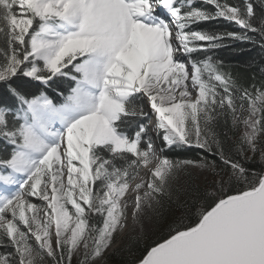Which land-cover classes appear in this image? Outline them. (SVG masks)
<instances>
[{
    "label": "snow or ice",
    "instance_id": "snow-or-ice-1",
    "mask_svg": "<svg viewBox=\"0 0 264 264\" xmlns=\"http://www.w3.org/2000/svg\"><path fill=\"white\" fill-rule=\"evenodd\" d=\"M234 42L264 53V0H0V264H97L130 205L137 264H264V63Z\"/></svg>",
    "mask_w": 264,
    "mask_h": 264
},
{
    "label": "trees",
    "instance_id": "trees-1",
    "mask_svg": "<svg viewBox=\"0 0 264 264\" xmlns=\"http://www.w3.org/2000/svg\"><path fill=\"white\" fill-rule=\"evenodd\" d=\"M257 4V8L259 10V0H255ZM202 27H212L211 25H202ZM218 30L227 29L229 31H238L239 29L231 24L221 22L219 25L216 26ZM234 49L239 50L243 49V51H234ZM250 49V50H249ZM216 55L222 59L227 66H229L233 72L241 73L242 76L245 78L246 83H250L251 73L253 71H257L255 67L252 69H248L245 66L249 63H255L256 65L264 63V53L260 51L258 47H254L252 45L240 42H234L228 48L219 49L216 52ZM73 86L70 81H67L63 78L57 79L54 78L51 87H44L40 85L38 82L35 84V87L31 89L33 94H39L40 91H44L48 93L51 98L56 102H62V97L59 93H67L70 90V87ZM0 103H5L8 106H14V98L10 97L9 94L6 93V88L4 85L0 84ZM146 107V105H145ZM11 152V146H7V151L4 150V142L0 141V157H5L9 155ZM168 155L170 156H180V157H188L192 156V152H169ZM258 157L254 158V162L249 164L248 167L256 169L257 171L260 170V165L255 162ZM160 234L158 235L157 239H159ZM155 239L153 242H155ZM153 242L149 243L152 244ZM144 246L142 245V241L139 243H135L131 240L128 246L123 250L124 253L118 257V261L120 264H132L134 263L137 256L145 254Z\"/></svg>",
    "mask_w": 264,
    "mask_h": 264
},
{
    "label": "rangeland",
    "instance_id": "rangeland-1",
    "mask_svg": "<svg viewBox=\"0 0 264 264\" xmlns=\"http://www.w3.org/2000/svg\"><path fill=\"white\" fill-rule=\"evenodd\" d=\"M145 105L147 108V101H145ZM153 119H155V116H152L151 123L149 124L150 129H154ZM153 131H150V135L154 139ZM134 196V195H133ZM33 202L35 203H42L41 201L37 200L36 198H32ZM131 208L129 209V227H126L123 231L117 233L115 235L114 242L111 244V246L105 251L104 257L97 261V264H120L118 257L124 253V249L126 246L129 245L131 242V237L133 236H140L141 234L137 232L131 231ZM160 233L157 231H153L151 229H148V231L144 234L142 241V245L144 246V249L148 247L149 243L153 242L155 239H157L158 235ZM144 250V251H145ZM142 255L137 256L135 261H138L141 258ZM73 264H76L75 259L73 260Z\"/></svg>",
    "mask_w": 264,
    "mask_h": 264
},
{
    "label": "bare ground",
    "instance_id": "bare-ground-1",
    "mask_svg": "<svg viewBox=\"0 0 264 264\" xmlns=\"http://www.w3.org/2000/svg\"><path fill=\"white\" fill-rule=\"evenodd\" d=\"M154 122L156 123V117H155V119H154ZM140 177H144V178L146 179L145 171H141V173H140ZM140 177L137 178L136 182H139ZM134 196H135V195H134ZM134 196H133L132 193H129V194H128V199H129V201H132V200L134 199ZM130 208H131V205H130L129 209H130Z\"/></svg>",
    "mask_w": 264,
    "mask_h": 264
},
{
    "label": "water",
    "instance_id": "water-1",
    "mask_svg": "<svg viewBox=\"0 0 264 264\" xmlns=\"http://www.w3.org/2000/svg\"><path fill=\"white\" fill-rule=\"evenodd\" d=\"M132 264H137V261H136V262H134V263H132Z\"/></svg>",
    "mask_w": 264,
    "mask_h": 264
}]
</instances>
